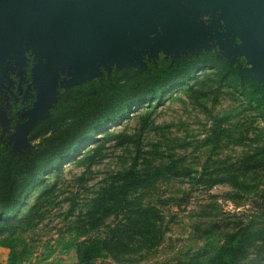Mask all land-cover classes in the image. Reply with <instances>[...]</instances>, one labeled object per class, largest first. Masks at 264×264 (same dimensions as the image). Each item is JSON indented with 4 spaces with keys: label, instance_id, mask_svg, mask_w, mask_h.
Returning <instances> with one entry per match:
<instances>
[{
    "label": "rangeland",
    "instance_id": "374dc122",
    "mask_svg": "<svg viewBox=\"0 0 264 264\" xmlns=\"http://www.w3.org/2000/svg\"><path fill=\"white\" fill-rule=\"evenodd\" d=\"M163 60L176 59L160 54L146 68H115L101 77L114 87L126 85L131 93L140 78L137 71H159ZM62 89L51 114L61 102ZM68 102L64 99V106ZM248 102L220 82L212 67H205L184 83L130 107L120 123L112 120L97 127L66 162L46 171L12 217L0 212V264H13L11 250L26 251L16 264H79L78 247L86 239L76 236L79 219H86L104 185L131 168L141 177L131 198L151 210L156 231L148 241L135 239L91 264H206L227 235L243 228L264 230V117ZM70 125L71 119L57 130ZM15 132V126L0 124V167L5 169L40 148L54 130L35 128L20 147L15 146ZM51 189L29 222L31 205ZM116 222L113 216L107 218L92 238H106ZM248 252L240 264H264V242L256 241Z\"/></svg>",
    "mask_w": 264,
    "mask_h": 264
},
{
    "label": "water",
    "instance_id": "95a60500",
    "mask_svg": "<svg viewBox=\"0 0 264 264\" xmlns=\"http://www.w3.org/2000/svg\"><path fill=\"white\" fill-rule=\"evenodd\" d=\"M5 9L12 37L38 57L37 100L16 127V147L50 117L61 88L115 68H146L160 54L179 59L217 48L241 76L264 85V0H0Z\"/></svg>",
    "mask_w": 264,
    "mask_h": 264
},
{
    "label": "trees",
    "instance_id": "16d2710c",
    "mask_svg": "<svg viewBox=\"0 0 264 264\" xmlns=\"http://www.w3.org/2000/svg\"><path fill=\"white\" fill-rule=\"evenodd\" d=\"M163 64L159 71L150 68L138 70L140 78L131 93H128L126 85L114 87L105 83L104 77L62 89L61 102L52 109L51 116L35 123L31 129L32 132L39 128L43 133L53 129L54 133L44 140L45 143L40 148L19 156L13 163V169L0 167V212L12 217L22 205L26 193L44 178L46 171L58 162H66L69 153L73 155V151L81 143L91 139L97 127L112 120L116 124L120 123L130 107L135 108L163 94L169 86L184 83L199 69L212 67L220 82L243 95L252 108L264 117V85L256 79L241 76L237 63H230L213 49L198 55H186L174 61L163 60ZM192 88L191 86L189 89ZM64 99L71 102V105L68 102L64 106ZM120 103L123 106L119 112H113V108ZM70 119L71 125L59 132L57 129L70 122ZM92 150L98 152V149ZM167 169L170 167L167 166ZM138 174L139 171L131 168L120 178L104 185L96 194L86 219H79L76 236L86 238L78 247L79 264H91L106 252L120 251L135 239L144 243L149 240V236L154 235L156 227L153 217H149L151 210L133 202L131 198V193L138 187L141 179ZM176 174L181 175L180 172ZM52 191L53 189L45 190L37 196L30 207L27 217L29 222L38 208L40 211ZM111 216L117 222L111 227L108 236L104 239L92 238V232L104 226L106 219ZM256 241L264 242V230L253 232L243 228L235 234H229L225 243L207 257L206 264H240L247 259L248 250ZM25 253L24 250H11L9 258L16 264ZM175 264L187 263L179 260Z\"/></svg>",
    "mask_w": 264,
    "mask_h": 264
},
{
    "label": "flooded vegetation",
    "instance_id": "af4514ba",
    "mask_svg": "<svg viewBox=\"0 0 264 264\" xmlns=\"http://www.w3.org/2000/svg\"><path fill=\"white\" fill-rule=\"evenodd\" d=\"M8 11L0 13V111L8 122L7 128L17 127L29 118L28 111L37 100L33 68L38 63L27 42L12 37L5 22ZM0 124L3 125L1 117Z\"/></svg>",
    "mask_w": 264,
    "mask_h": 264
}]
</instances>
